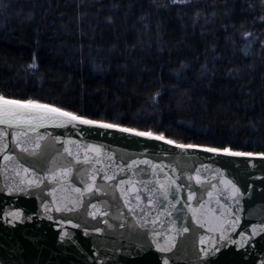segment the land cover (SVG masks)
Returning <instances> with one entry per match:
<instances>
[{
    "label": "water",
    "instance_id": "95a60500",
    "mask_svg": "<svg viewBox=\"0 0 264 264\" xmlns=\"http://www.w3.org/2000/svg\"><path fill=\"white\" fill-rule=\"evenodd\" d=\"M74 115L0 122V264H264V153Z\"/></svg>",
    "mask_w": 264,
    "mask_h": 264
},
{
    "label": "trees",
    "instance_id": "16d2710c",
    "mask_svg": "<svg viewBox=\"0 0 264 264\" xmlns=\"http://www.w3.org/2000/svg\"><path fill=\"white\" fill-rule=\"evenodd\" d=\"M0 96L264 153V0H0Z\"/></svg>",
    "mask_w": 264,
    "mask_h": 264
},
{
    "label": "snow or ice",
    "instance_id": "6c2138e0",
    "mask_svg": "<svg viewBox=\"0 0 264 264\" xmlns=\"http://www.w3.org/2000/svg\"><path fill=\"white\" fill-rule=\"evenodd\" d=\"M29 111H39L46 112L50 114H55L60 117H66L70 121L79 120L83 124H92L94 121L84 120L79 116H76L70 112L61 111L59 108L50 107L48 105L37 104L33 102H23L19 100L7 99L3 96H0V122L7 123L9 125L12 124H22L28 123L24 117L27 115ZM103 127H113V125L105 124ZM125 131H128L125 129ZM139 135H150V133H138ZM208 151H217V149H207ZM228 152V150H225ZM230 155H251L250 153H231ZM164 251V249H161ZM167 264V261H165Z\"/></svg>",
    "mask_w": 264,
    "mask_h": 264
},
{
    "label": "rangeland",
    "instance_id": "374dc122",
    "mask_svg": "<svg viewBox=\"0 0 264 264\" xmlns=\"http://www.w3.org/2000/svg\"><path fill=\"white\" fill-rule=\"evenodd\" d=\"M161 136V135H160ZM163 137V136H162Z\"/></svg>",
    "mask_w": 264,
    "mask_h": 264
}]
</instances>
